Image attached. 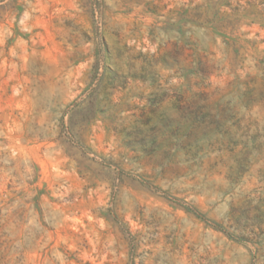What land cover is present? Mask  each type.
<instances>
[{
    "label": "rangeland",
    "instance_id": "rangeland-1",
    "mask_svg": "<svg viewBox=\"0 0 264 264\" xmlns=\"http://www.w3.org/2000/svg\"><path fill=\"white\" fill-rule=\"evenodd\" d=\"M0 264H264V0H0Z\"/></svg>",
    "mask_w": 264,
    "mask_h": 264
}]
</instances>
